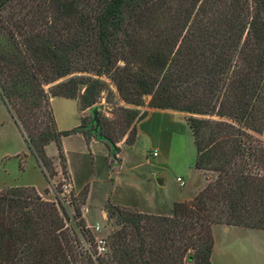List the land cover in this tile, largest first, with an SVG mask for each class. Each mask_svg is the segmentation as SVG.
I'll return each mask as SVG.
<instances>
[{
	"label": "trees",
	"instance_id": "1",
	"mask_svg": "<svg viewBox=\"0 0 264 264\" xmlns=\"http://www.w3.org/2000/svg\"><path fill=\"white\" fill-rule=\"evenodd\" d=\"M103 78L127 105L149 96L152 109L217 119L186 121L195 169L216 178L170 216L107 201L119 228L101 264H212L211 226L264 231V141L249 133L264 129V0H0V99L44 167L53 143L66 173L62 138L71 135L121 163L107 120L93 118ZM53 98L78 100L92 118L59 131ZM117 111L132 146L147 113ZM64 220L32 189L0 193V264H92Z\"/></svg>",
	"mask_w": 264,
	"mask_h": 264
},
{
	"label": "rangeland",
	"instance_id": "2",
	"mask_svg": "<svg viewBox=\"0 0 264 264\" xmlns=\"http://www.w3.org/2000/svg\"><path fill=\"white\" fill-rule=\"evenodd\" d=\"M103 80L107 88L93 108L99 119L107 120L103 132L118 140L117 158L121 163H111L104 144L93 139L86 143L81 135H71L62 138L66 173L53 143L45 148L52 164L44 167L28 151L19 127L0 99V193L28 188L55 205L65 219V228L78 239V253L88 255L92 264L108 259V237L119 228L114 219L106 216L107 201L150 215L170 216L174 203L191 202L216 178L213 172L195 169V148L186 122L190 117L216 120L215 116L152 109L149 96L140 107L127 105L112 83ZM50 105L59 131L74 129L80 118L86 122L92 118L91 109L80 110L78 100L53 98ZM119 107L147 113L144 120L136 123L132 146L125 144L127 134L122 137L123 129L117 122ZM249 133L264 141V129L261 133ZM211 231L215 242L213 264H264L263 230L213 225ZM100 241L105 245L104 250L98 251ZM75 262L89 264L87 259L76 258Z\"/></svg>",
	"mask_w": 264,
	"mask_h": 264
},
{
	"label": "built area",
	"instance_id": "3",
	"mask_svg": "<svg viewBox=\"0 0 264 264\" xmlns=\"http://www.w3.org/2000/svg\"><path fill=\"white\" fill-rule=\"evenodd\" d=\"M177 181L179 182V185L180 186H183L184 185L183 184V181H181L179 178H177ZM104 245H105L104 241H100L99 242V246H98V251L104 250Z\"/></svg>",
	"mask_w": 264,
	"mask_h": 264
},
{
	"label": "crops",
	"instance_id": "4",
	"mask_svg": "<svg viewBox=\"0 0 264 264\" xmlns=\"http://www.w3.org/2000/svg\"><path fill=\"white\" fill-rule=\"evenodd\" d=\"M52 102H53V100H52ZM138 209V208H137ZM139 210V212H141V213H146V214H151V213H148V212H143L141 209H138ZM153 215H158V214H153ZM229 228V227H228ZM231 228V227H230ZM233 228V227H232ZM214 253H215V242H214V247H213V251H212V255H211V262H212V264H213V255H214Z\"/></svg>",
	"mask_w": 264,
	"mask_h": 264
},
{
	"label": "water",
	"instance_id": "5",
	"mask_svg": "<svg viewBox=\"0 0 264 264\" xmlns=\"http://www.w3.org/2000/svg\"><path fill=\"white\" fill-rule=\"evenodd\" d=\"M93 118H94V120H96V109L93 111ZM158 183L161 184L160 181Z\"/></svg>",
	"mask_w": 264,
	"mask_h": 264
}]
</instances>
